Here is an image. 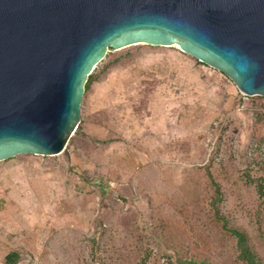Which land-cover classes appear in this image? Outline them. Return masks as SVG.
Here are the masks:
<instances>
[{"label":"rangeland","instance_id":"obj_1","mask_svg":"<svg viewBox=\"0 0 264 264\" xmlns=\"http://www.w3.org/2000/svg\"><path fill=\"white\" fill-rule=\"evenodd\" d=\"M92 76L66 152L0 164L19 264H248L239 235L264 263V98L178 47L109 51Z\"/></svg>","mask_w":264,"mask_h":264},{"label":"water","instance_id":"obj_2","mask_svg":"<svg viewBox=\"0 0 264 264\" xmlns=\"http://www.w3.org/2000/svg\"><path fill=\"white\" fill-rule=\"evenodd\" d=\"M178 47L264 98V0H0V163L63 154L109 51Z\"/></svg>","mask_w":264,"mask_h":264},{"label":"crops","instance_id":"obj_3","mask_svg":"<svg viewBox=\"0 0 264 264\" xmlns=\"http://www.w3.org/2000/svg\"><path fill=\"white\" fill-rule=\"evenodd\" d=\"M171 66L175 67V65H173V64H171ZM159 79H160V77H159ZM177 79H178V77L176 78V80ZM176 80L173 83H176L177 82ZM137 81L142 82V83H149V81L155 82L154 79L147 80L145 78V76H140V77H138V79H137V77L133 78V81L131 83L135 86V85H137V83H136ZM162 81L163 82L164 81L170 82L171 80L165 78ZM110 92H113V89ZM107 93H109V92H107ZM92 111H94V110H92ZM107 122H108L107 120H103V119H97V118L92 119V121L88 124V127L84 133L88 136L89 140L92 141V140L96 139V141L100 140V141H103V143H104V141L107 139L108 134L110 132L107 128ZM100 151H102V150H100ZM9 160H11V159H9ZM6 161H8V160H6ZM1 163H3V162H1ZM8 247H10V246L8 245L7 242L1 241V243H0V264H19L21 262V257H22L21 251L16 250V249H10Z\"/></svg>","mask_w":264,"mask_h":264},{"label":"trees","instance_id":"obj_4","mask_svg":"<svg viewBox=\"0 0 264 264\" xmlns=\"http://www.w3.org/2000/svg\"><path fill=\"white\" fill-rule=\"evenodd\" d=\"M92 81H93V76L91 74L89 76L88 82L86 84V88H85L86 91L89 89V83H91ZM239 237H240L239 238V246H240V250H241L242 259L245 260L248 264H264L262 261L258 260L254 256V254L251 252V249L249 247V244H248V241L246 240V238H244L242 235H239ZM183 264H205V263L190 261V262H185Z\"/></svg>","mask_w":264,"mask_h":264},{"label":"built area","instance_id":"obj_5","mask_svg":"<svg viewBox=\"0 0 264 264\" xmlns=\"http://www.w3.org/2000/svg\"><path fill=\"white\" fill-rule=\"evenodd\" d=\"M241 95H243V94H241ZM244 96V95H243ZM246 97V96H245Z\"/></svg>","mask_w":264,"mask_h":264}]
</instances>
